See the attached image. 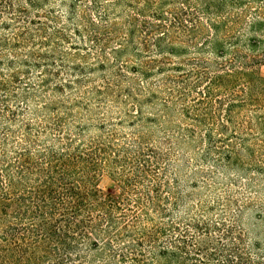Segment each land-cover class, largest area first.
<instances>
[{"label": "trees", "instance_id": "trees-1", "mask_svg": "<svg viewBox=\"0 0 264 264\" xmlns=\"http://www.w3.org/2000/svg\"><path fill=\"white\" fill-rule=\"evenodd\" d=\"M247 13L264 0H0V264H264L215 181L264 173V50L217 36Z\"/></svg>", "mask_w": 264, "mask_h": 264}, {"label": "rangeland", "instance_id": "rangeland-1", "mask_svg": "<svg viewBox=\"0 0 264 264\" xmlns=\"http://www.w3.org/2000/svg\"><path fill=\"white\" fill-rule=\"evenodd\" d=\"M57 1L59 0H56V2ZM228 17L230 20L234 19L232 15H229ZM228 17L225 15L223 17L221 16V18L224 19V23L217 32V36L224 42L225 47L232 50L233 47H235L234 45H238L237 47L240 48L252 45L250 53L259 56L260 53H262V49L264 50V25L259 26L255 23L252 18L255 17V15H250V13H247L244 16L245 22L247 21L248 23L253 21L255 23L254 26L249 25V28L248 26L242 27L243 25L233 27L232 24H230ZM201 18L203 21H206V15H201ZM202 43V39H197L195 44L198 45V49L203 47V45H201ZM200 51L208 53L207 49ZM227 54L228 53L225 55ZM256 69H258L259 74L264 77V61L257 65ZM109 113L112 117L117 116V110L115 108H112ZM175 156L179 159L188 160V163L183 165L179 170L178 175L181 179L189 177L192 169H195V167L199 165V163L194 160L191 149L180 150ZM253 178L254 181H249V176L239 178L235 174H229L225 178L224 176L218 175L215 181L219 182L218 187L228 188L237 193L234 196L237 201L236 203L240 204L246 202L249 204L250 208L243 215L244 227L248 232L249 237L256 240L259 239L264 247V173L259 177L254 175ZM96 183L99 197L102 198L106 197V195H110L111 198H118L122 187L115 183L114 179L108 173L103 172L98 177Z\"/></svg>", "mask_w": 264, "mask_h": 264}]
</instances>
